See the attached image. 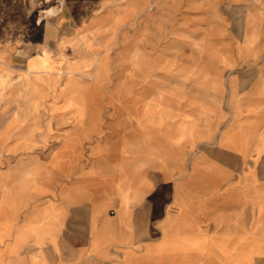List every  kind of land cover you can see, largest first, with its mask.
<instances>
[{
    "label": "crops",
    "instance_id": "crops-1",
    "mask_svg": "<svg viewBox=\"0 0 264 264\" xmlns=\"http://www.w3.org/2000/svg\"><path fill=\"white\" fill-rule=\"evenodd\" d=\"M101 1L30 0L0 45V264H264V0H136L123 71L70 106L58 44Z\"/></svg>",
    "mask_w": 264,
    "mask_h": 264
},
{
    "label": "rangeland",
    "instance_id": "rangeland-1",
    "mask_svg": "<svg viewBox=\"0 0 264 264\" xmlns=\"http://www.w3.org/2000/svg\"><path fill=\"white\" fill-rule=\"evenodd\" d=\"M8 6L12 5V10L9 9L0 16V45L13 44L15 47L22 48L26 45V36L21 33L26 29L24 17L29 9L30 0H7ZM11 1V3H10ZM33 7L36 9L46 10L51 9L48 13L53 14L56 7L57 0H49L48 4L39 5L33 0ZM70 1V0H65ZM106 1L102 0L100 3L101 8H105ZM138 10L136 0H116L112 7H107L106 12H112V19L109 25L96 31H80L76 32L70 40L60 41L58 44L57 56L64 59L65 69V82L61 87V93H65L66 98L69 100L70 106L86 107L82 98L85 95H94L101 93V88L111 82L110 75V59L113 63V73H117L122 69V64L125 61V54L122 37L114 34L119 25L131 17ZM17 15V20L5 19L10 15ZM129 34L136 38V29L138 28V21L135 19L129 26ZM124 33L126 30L123 31ZM135 34V35H133ZM111 38V43H109ZM135 38L129 41L130 45L136 43ZM67 46L69 52H65ZM111 49V51H110ZM137 54V52H134ZM21 55V53H20ZM30 53L23 52L19 60H25ZM130 63V62H129ZM20 65V64H19ZM20 70V67H19ZM30 74L33 80H37L38 76L42 74H32L30 71L21 72L20 75ZM120 84L113 86L112 93L120 95ZM120 102V100H119Z\"/></svg>",
    "mask_w": 264,
    "mask_h": 264
}]
</instances>
